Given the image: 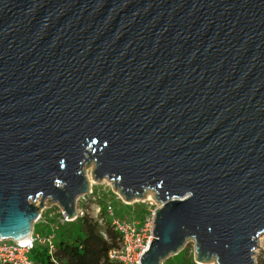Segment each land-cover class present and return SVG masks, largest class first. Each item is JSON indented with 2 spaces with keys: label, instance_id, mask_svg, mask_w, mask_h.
Masks as SVG:
<instances>
[{
  "label": "water",
  "instance_id": "95a60500",
  "mask_svg": "<svg viewBox=\"0 0 264 264\" xmlns=\"http://www.w3.org/2000/svg\"><path fill=\"white\" fill-rule=\"evenodd\" d=\"M93 181L152 190L162 264H253L264 234V0H0V239Z\"/></svg>",
  "mask_w": 264,
  "mask_h": 264
},
{
  "label": "built area",
  "instance_id": "2783aa9c",
  "mask_svg": "<svg viewBox=\"0 0 264 264\" xmlns=\"http://www.w3.org/2000/svg\"><path fill=\"white\" fill-rule=\"evenodd\" d=\"M92 194L90 187L86 195L80 196L75 200V216L73 218H68L63 210L58 207V211L53 213V215L57 214L54 222L49 226V231L45 235L34 232L32 228L29 238L22 243L0 239V264H33L28 259V255L36 245L44 246L49 253L53 252L55 250L54 237L58 227L72 223L77 218L84 217L86 209L79 206V204L86 202V199ZM106 206V212L104 211V213L108 216L109 221L106 219L105 214H102L100 206H95L93 209V211L95 210V218L91 220L102 228L101 235L105 239L104 227L106 226V221L118 235L117 246L108 252V259L119 264H141V256L153 239L154 211L149 218L147 217L140 222H126L116 218L112 207ZM41 215L42 210L35 223H42Z\"/></svg>",
  "mask_w": 264,
  "mask_h": 264
},
{
  "label": "rangeland",
  "instance_id": "374dc122",
  "mask_svg": "<svg viewBox=\"0 0 264 264\" xmlns=\"http://www.w3.org/2000/svg\"><path fill=\"white\" fill-rule=\"evenodd\" d=\"M93 169L94 163H90L84 170V175L89 182L93 194L86 199V202H81L79 204V206L86 209L85 216L89 219L95 218V210L93 211L95 206H100L101 210L105 212L107 207L106 205L111 206L115 217L126 222L137 221L142 218L146 219L147 217L149 218L150 214L160 207L156 194L152 190H145L141 197H134L130 201H126L120 194L119 190L114 189L112 181H108L106 179L99 182L93 181ZM57 211L58 206L56 204H51L48 200H46L44 202L41 215V220L44 224L33 223L32 228H34V231L43 235V232L49 230V226L54 222L53 220L57 215H53V213H56ZM105 216L109 221L108 216L106 214ZM106 223L108 222L106 221ZM183 259H186L185 261H187V259H193V262L198 264L196 262V247L194 239L186 240L182 249H180L177 254L172 255L163 261L162 264H172L180 262ZM199 264L217 263L215 258H210L208 262H201ZM253 264H264V234L259 235L257 238L256 247L254 249Z\"/></svg>",
  "mask_w": 264,
  "mask_h": 264
},
{
  "label": "trees",
  "instance_id": "16d2710c",
  "mask_svg": "<svg viewBox=\"0 0 264 264\" xmlns=\"http://www.w3.org/2000/svg\"><path fill=\"white\" fill-rule=\"evenodd\" d=\"M102 214H105L104 211ZM142 220L143 218L137 221ZM106 224V239L101 235L102 228L87 216L60 225L55 232V250L49 253L44 246L36 245L30 251L28 259L33 264H119L108 259V252L117 246L118 235ZM48 231L43 232V235ZM185 260L172 264H195L193 259Z\"/></svg>",
  "mask_w": 264,
  "mask_h": 264
}]
</instances>
